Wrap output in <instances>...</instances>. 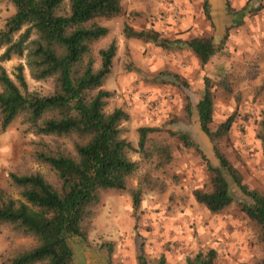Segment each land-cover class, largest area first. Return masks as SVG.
Returning <instances> with one entry per match:
<instances>
[{
    "label": "rangeland",
    "instance_id": "rangeland-1",
    "mask_svg": "<svg viewBox=\"0 0 264 264\" xmlns=\"http://www.w3.org/2000/svg\"><path fill=\"white\" fill-rule=\"evenodd\" d=\"M228 1L232 12L247 6L248 13L224 41L232 24ZM207 2L211 20L205 11ZM123 6V16L103 22L110 34L95 46L99 65V50L112 41L118 45L113 71L104 86L114 93L108 110L122 107L129 113L130 120L124 125L135 147L139 128L160 129L153 137L172 145L173 160L157 174L165 189L145 194L137 213L129 194L101 192L89 243L67 238L75 252L74 264H140V256L146 264H187L210 250L217 252L214 264H259L264 259L261 231L242 212L240 201L246 197L233 180L227 176L237 200L222 213H211L196 201L194 192L211 188L208 164L219 167L216 144L240 171L244 183L264 195V0H123ZM15 12L10 0H0V30ZM124 24L139 31H157L171 40L213 37L219 51L203 67L188 48L165 49L126 39ZM19 63L25 61L14 58L3 66L13 77ZM26 77L31 91L48 94L54 88L52 80L37 82L28 70ZM221 77L228 80L231 92L219 86ZM206 79L215 95L211 128L217 130L231 116L235 121L228 136L215 143L202 131L196 112L189 116L186 109L189 100L195 104L203 96ZM170 132L188 134L196 146H185ZM5 133L0 189L18 197L8 183L10 173L35 170L49 176V172L30 158L36 137L26 133L20 121ZM131 158L141 161L139 154ZM24 243L23 239L14 241L15 245ZM10 244L0 235V256Z\"/></svg>",
    "mask_w": 264,
    "mask_h": 264
},
{
    "label": "trees",
    "instance_id": "trees-1",
    "mask_svg": "<svg viewBox=\"0 0 264 264\" xmlns=\"http://www.w3.org/2000/svg\"><path fill=\"white\" fill-rule=\"evenodd\" d=\"M10 1L16 12L0 30V133L20 121L25 132L36 137L30 158L45 167L49 176L35 170L12 172L8 183L18 197L0 189V235L11 242L0 263L74 264L75 252L67 238L89 243L101 192L129 194L137 213L145 194L165 189L157 174L172 162L173 148L165 139L153 137L161 132L154 127L138 129L135 147L124 125L130 120L129 113L122 107L108 110L114 93L104 86L113 71L118 45L112 41L99 50V65L95 46L110 34L103 22L124 15L123 0ZM227 8L232 24L224 41L248 13L247 6L232 12L229 1ZM205 11L211 20L208 2ZM123 33L126 39L165 49L188 48L203 67L219 51L213 37L171 40L129 24H124ZM14 58L25 64L16 65L11 77L3 63ZM26 70L37 82L52 80L53 90L48 94L31 91ZM218 84L232 91L227 79L221 77ZM186 109L189 116L196 112L202 131L213 143L228 136L235 122L231 116L217 130L211 128L215 95L210 79L205 81L200 100L195 104L189 100ZM170 135L187 147L196 146L188 134ZM214 150L219 167L208 164L211 188L196 190V201L213 214L231 207L237 199L229 176L246 197L240 201L242 212L259 228L264 242V195L244 183L240 171L216 144ZM132 154H139L141 161L132 159ZM17 239L27 243L15 245ZM216 259L217 252L210 250L187 264H214ZM138 260L146 264L142 256Z\"/></svg>",
    "mask_w": 264,
    "mask_h": 264
},
{
    "label": "crops",
    "instance_id": "crops-1",
    "mask_svg": "<svg viewBox=\"0 0 264 264\" xmlns=\"http://www.w3.org/2000/svg\"><path fill=\"white\" fill-rule=\"evenodd\" d=\"M6 149V133H0V156L5 154Z\"/></svg>",
    "mask_w": 264,
    "mask_h": 264
}]
</instances>
